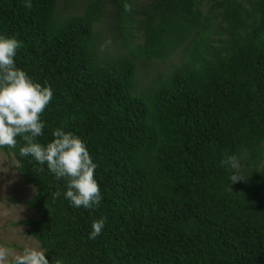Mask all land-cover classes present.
Listing matches in <instances>:
<instances>
[{"label": "trees", "instance_id": "16d2710c", "mask_svg": "<svg viewBox=\"0 0 264 264\" xmlns=\"http://www.w3.org/2000/svg\"><path fill=\"white\" fill-rule=\"evenodd\" d=\"M57 1L0 0V35L53 90L38 142L80 137L102 201L72 207L17 137L0 152L35 191L26 235L49 264H264V0Z\"/></svg>", "mask_w": 264, "mask_h": 264}, {"label": "clouds", "instance_id": "9594fccd", "mask_svg": "<svg viewBox=\"0 0 264 264\" xmlns=\"http://www.w3.org/2000/svg\"><path fill=\"white\" fill-rule=\"evenodd\" d=\"M26 8L31 0H24ZM129 10V6L125 5ZM21 42L15 37L0 35V149H15L17 137L24 141L19 148L20 157H31L40 165H46L57 180L66 182L63 198L75 208L92 209L102 201L100 187L94 178L97 164L90 156L86 144L63 126L51 132L52 139L42 144L38 138L44 135L45 121L41 114L53 98V90L47 83L34 81L23 69L17 67L15 58ZM221 165L236 169L237 157L227 155ZM16 166H19L17 161ZM231 182L242 180L235 173ZM59 197V191L52 193ZM105 227V218L94 219L88 239L95 240ZM43 247L26 245L19 251L0 245V264H49ZM53 264V262H52ZM55 264H63L57 260Z\"/></svg>", "mask_w": 264, "mask_h": 264}, {"label": "rangeland", "instance_id": "374dc122", "mask_svg": "<svg viewBox=\"0 0 264 264\" xmlns=\"http://www.w3.org/2000/svg\"><path fill=\"white\" fill-rule=\"evenodd\" d=\"M69 0L57 1V12L60 15L67 13ZM110 0L106 1L107 8L111 11L113 6ZM82 4L83 0H73ZM74 13V7L70 8ZM79 14L81 10H78ZM102 29V26H97ZM146 74L145 71L142 72ZM35 194L33 188L26 186L14 169V161L0 152V245L14 248L19 251L29 245L39 247L38 244L26 235V228L21 225L27 219H36V214L26 206V201Z\"/></svg>", "mask_w": 264, "mask_h": 264}]
</instances>
